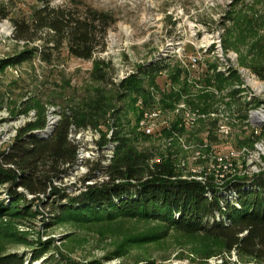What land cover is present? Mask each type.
<instances>
[{
  "label": "rangeland",
  "instance_id": "374dc122",
  "mask_svg": "<svg viewBox=\"0 0 264 264\" xmlns=\"http://www.w3.org/2000/svg\"><path fill=\"white\" fill-rule=\"evenodd\" d=\"M1 6L19 18L30 17L36 7L28 0H0ZM51 6L74 13L96 9L112 15L115 23L102 39L103 49L98 47L91 60L73 58L63 50L53 52L49 65L36 59L0 70V152L41 111L47 126L54 114L61 117L65 107L103 89L107 97L113 96L112 107L126 113L124 120L130 126L136 111L140 113L137 131L144 134L141 121L153 125V133L140 146L155 155L152 162L171 158L182 178L203 181L205 175L214 174L217 182L222 171L234 172L233 161L250 175L264 170V78L251 68L264 66V0H52ZM248 27L252 32H241ZM13 35L11 21L0 20V61L35 47L48 51L44 45L53 36L39 31L32 34L33 42H23ZM192 58L197 60L195 66ZM98 61L109 65L108 78L115 84L142 64L161 62L167 67L153 80H144L146 103L142 96L116 101L111 84L89 78ZM230 72L236 80L225 78ZM96 138L95 143L98 131ZM248 138L254 142L242 145ZM110 148L98 147L90 165L79 170L74 166L54 185L69 198L78 196L91 165L101 162ZM6 189L0 185V202L9 201ZM25 195L33 201L32 195ZM38 199L31 208L38 209L37 217L12 227L31 244H22L6 232L0 234V254L25 256L24 264H243L234 253H220L216 241L183 235L156 221H56L50 213L56 198L40 195ZM61 203L65 200L53 206ZM39 244L47 245L46 253L32 262L31 253Z\"/></svg>",
  "mask_w": 264,
  "mask_h": 264
},
{
  "label": "trees",
  "instance_id": "16d2710c",
  "mask_svg": "<svg viewBox=\"0 0 264 264\" xmlns=\"http://www.w3.org/2000/svg\"><path fill=\"white\" fill-rule=\"evenodd\" d=\"M28 1L36 5L30 17H12L7 7L1 6L0 20L11 21L16 41L33 42V33L49 32L52 39L44 45L48 51L38 47L23 50L0 61V70L36 59L49 65L53 52L63 50L73 58L91 60L98 47L103 49L102 39L115 23L112 15L96 9L74 13L51 6L52 0ZM247 31L252 32L250 27L241 29ZM166 67L161 62L142 64L135 73L115 84L108 78L109 65L98 61L94 62L89 78L100 85L111 84L116 101L142 96L146 103L149 95L143 87L144 80H153ZM251 68L260 79L264 78L263 65L253 64ZM220 75L223 74L217 73V77ZM225 78L236 80L231 72ZM112 99V95L107 97L103 89H97L88 99L65 107L60 121L49 132L44 131L46 117L42 111L35 121L18 129L7 149L0 152V185L7 186L5 192L9 196L8 203L0 202V234L9 233L22 244H31L12 227L37 217L38 209L31 208L40 195L53 196L56 199L50 204V213L56 221H156L183 235L216 241L220 253H234L243 264H264V170L250 175L245 169L238 170L233 161L234 172L222 171L224 174H219L223 176L217 182L214 174L205 175L203 181L182 178L171 158L152 162L155 155L140 146L147 135L136 130L140 113L133 112L134 124L130 126V121L124 120L126 113L112 107ZM72 125L97 130L99 149L110 146L113 155L107 164L102 165V160L92 164L83 179L84 191L69 198L54 183L77 164L78 146L68 138ZM253 142L248 138L242 145ZM242 167L246 168L244 161ZM98 175L103 178L98 180ZM88 181L92 183L85 184ZM18 188L23 192H18ZM25 193L32 195L33 201ZM63 200L65 203L53 206ZM39 246L32 251L30 261H37L46 253L47 245ZM210 256L213 255L207 258ZM24 257L17 253L0 254V264H24Z\"/></svg>",
  "mask_w": 264,
  "mask_h": 264
},
{
  "label": "bare ground",
  "instance_id": "6f19581e",
  "mask_svg": "<svg viewBox=\"0 0 264 264\" xmlns=\"http://www.w3.org/2000/svg\"><path fill=\"white\" fill-rule=\"evenodd\" d=\"M55 115V114H54ZM49 118L47 121L45 132H49L61 119L60 116H54ZM257 116V115H256ZM263 120V119H262ZM145 121H141L140 125L145 135H148V129L144 128ZM148 126L153 125L147 122ZM112 131L108 134V137L111 136ZM97 130L91 128H76L74 125L70 127L68 138L71 142L75 143L78 146L77 153V164L78 170L83 168V165L88 162H93L95 158V152L98 150L97 142L95 143ZM98 152V151H97ZM113 155L112 149L106 150V155L102 159V164H107ZM221 179V178H220ZM219 179V180H220Z\"/></svg>",
  "mask_w": 264,
  "mask_h": 264
},
{
  "label": "built area",
  "instance_id": "2783aa9c",
  "mask_svg": "<svg viewBox=\"0 0 264 264\" xmlns=\"http://www.w3.org/2000/svg\"><path fill=\"white\" fill-rule=\"evenodd\" d=\"M191 62H192V63H191V66H195L197 60H196L195 58H192V59H191ZM144 128H147V129H148V135H150V134L153 133V131H152V126H148L146 120H145ZM101 150H102V149H101Z\"/></svg>",
  "mask_w": 264,
  "mask_h": 264
}]
</instances>
